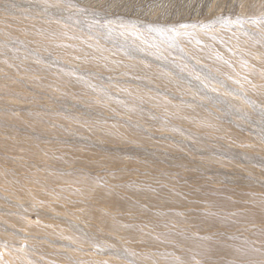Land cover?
<instances>
[{
  "label": "rangeland",
  "instance_id": "374dc122",
  "mask_svg": "<svg viewBox=\"0 0 264 264\" xmlns=\"http://www.w3.org/2000/svg\"><path fill=\"white\" fill-rule=\"evenodd\" d=\"M0 264H264V0H0Z\"/></svg>",
  "mask_w": 264,
  "mask_h": 264
}]
</instances>
